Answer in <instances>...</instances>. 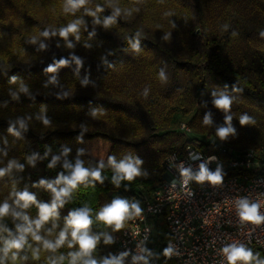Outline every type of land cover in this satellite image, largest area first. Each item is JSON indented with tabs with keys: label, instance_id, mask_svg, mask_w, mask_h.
<instances>
[{
	"label": "trees",
	"instance_id": "obj_1",
	"mask_svg": "<svg viewBox=\"0 0 264 264\" xmlns=\"http://www.w3.org/2000/svg\"><path fill=\"white\" fill-rule=\"evenodd\" d=\"M76 21V33L59 35ZM262 32L264 0H86L77 9L68 0H0V167L13 160L23 165L0 178V203L11 204V193L25 189L50 203L51 192L39 182L69 175L65 162L79 160L89 169L103 164V183L78 184L39 234L54 241L69 212L88 205L89 234L99 236L97 264L114 258L105 239L124 223L114 230L96 213L116 198L150 194L170 155H183L188 145L224 160L221 146L234 153L264 149ZM49 66L56 70L48 72ZM222 95L231 100L227 111L214 104ZM178 115L189 120L176 122ZM242 116L249 123L241 125ZM183 122L195 138L178 131ZM229 125L232 134L216 135ZM212 137L216 143L207 140ZM53 157L59 160L49 168ZM109 157L139 160L140 175L117 187ZM25 211L36 218L35 205ZM3 227H14L11 217L0 225L7 239ZM156 242L159 253L152 251L147 264H173L164 255L165 239ZM28 243L42 247L31 237ZM73 243L69 248L66 240L55 253L42 250L39 260L26 247L19 255L28 259L15 264H47L49 257L78 251ZM251 253L252 264H264L261 252Z\"/></svg>",
	"mask_w": 264,
	"mask_h": 264
},
{
	"label": "built area",
	"instance_id": "obj_2",
	"mask_svg": "<svg viewBox=\"0 0 264 264\" xmlns=\"http://www.w3.org/2000/svg\"><path fill=\"white\" fill-rule=\"evenodd\" d=\"M178 131L188 138L192 133L185 122ZM218 151L228 159L208 156L188 145L183 155L174 153L165 160L164 175L155 190L139 198H123L130 205L138 202L143 212L126 217L124 228L111 237L114 258L123 256L122 264H147L152 251L159 253L156 241L160 238L174 249L168 256L173 264H228L222 250L233 244L264 256V223L242 221L237 208L240 200H247L258 204L264 215V149L234 153L221 146ZM201 164L211 173L219 169L222 182H197L181 175V168H190L195 176ZM64 257L70 264L68 254ZM86 259L97 264L95 249L77 264ZM237 264H252V260Z\"/></svg>",
	"mask_w": 264,
	"mask_h": 264
},
{
	"label": "clouds",
	"instance_id": "obj_3",
	"mask_svg": "<svg viewBox=\"0 0 264 264\" xmlns=\"http://www.w3.org/2000/svg\"><path fill=\"white\" fill-rule=\"evenodd\" d=\"M85 2L86 0H68V5H70L72 9H77L83 6ZM109 23H111L110 20L105 21L106 26ZM78 24L79 21L69 24L66 28L60 30L59 35L67 38L69 34L76 33L78 31ZM42 35L48 36L49 33L45 31ZM261 35L264 36V32H262ZM33 42H35V40H33ZM69 47H71V45H69ZM73 59L76 58L73 57ZM76 62L79 64V60ZM67 63L68 61L66 60H61L59 62L60 65ZM55 70L56 69L51 66L47 69L48 72H54ZM14 80L15 78H13V81ZM214 104L217 108L227 111L230 109L231 100L222 95L214 100ZM228 119L230 120V117ZM44 122L48 123L47 120ZM205 123H208L207 118ZM240 123L241 125L249 123V118L247 116H242L240 118ZM20 124L23 126L22 121H20ZM9 131L11 132L12 129L10 128ZM233 132L234 129L229 125L227 128L218 129L216 135L220 138H226ZM66 154L65 152V155ZM57 160H59V157H53V161L49 164V168H52ZM109 162L115 173L112 182L117 187H119L121 181L132 182L140 175L138 165L141 162L139 160L126 158L117 162L115 157H109ZM64 167L70 170L69 175L64 176L61 174L57 180L52 183L44 180L39 182L40 186L46 187V189L51 192L52 200L50 203L38 202L35 194L30 193L26 189L24 191H14L11 193V204L7 199L0 203V225L3 224L6 217H11L14 222V231L7 227L2 228V231L7 234L8 238L5 239L3 236H0V243L3 245L0 247V264H5V261L9 258L13 261V264H15L18 258L27 260V256L20 257L19 255L26 247L31 250V258L33 260H39L42 250L55 253L58 248L65 244L66 240L69 248L74 247L73 242H75V245H78L79 248L78 251L68 253L70 264H76V260L79 257L90 255L91 251L95 248L99 236H91L89 234V228L93 223V219L91 216L92 208L88 205L73 209L69 212L68 216L65 218V228L59 232L54 241L46 239L39 234L40 230L47 222L58 217L59 209L71 198L72 190L75 189L78 184L85 183L89 178L102 184L105 179V177L101 175L104 167L103 164L95 169H89L85 168L81 161L77 160L75 166L65 162ZM13 168L22 169L23 165L15 160L9 161L6 167H0V178L8 175ZM181 175L189 179H195L197 182L208 181L211 183H219L222 182L223 179L219 169H217L215 173H211L208 171L205 164L200 165V172L195 176H192L190 168H181ZM61 184L64 186L57 187ZM32 205H35L38 210L35 219H32L25 211ZM237 208L238 215L242 221L256 224L264 223V215L259 213L258 204L250 205L247 200H240ZM142 212L143 210L138 202H133L130 205L127 200L116 198L110 205H104L96 213L95 219L104 222L108 226L114 224V230H119L122 227V221L125 220L126 217L131 215L140 216ZM16 221H19V223H16ZM53 227H55V225H53ZM29 237L37 242V244L42 245V247H32V245L28 243ZM110 242L111 238L106 236L105 243ZM222 251L227 258L228 264H237L239 261L248 262L255 259L251 251L246 249L243 245H229ZM173 252L174 249L170 245L164 250V255L171 256ZM64 259L65 257L63 255H60L56 259L49 257L47 258V264H58V261H63ZM122 260L123 256L119 259L110 258L103 260L102 264H122ZM84 264H96V261L93 259H86L84 260Z\"/></svg>",
	"mask_w": 264,
	"mask_h": 264
},
{
	"label": "rangeland",
	"instance_id": "obj_4",
	"mask_svg": "<svg viewBox=\"0 0 264 264\" xmlns=\"http://www.w3.org/2000/svg\"><path fill=\"white\" fill-rule=\"evenodd\" d=\"M188 121L189 120V118L188 117H183L182 115H178L177 117H176V122H180V121ZM190 136H191V138H195L196 137V134L195 133H191L190 134ZM207 140H209L210 142H212V143H216V140H215V138L214 137H212V138H207ZM17 223H19V221H16ZM113 236V235H112ZM111 236V237H112ZM81 261V257H79L77 260H76V264L77 263H79Z\"/></svg>",
	"mask_w": 264,
	"mask_h": 264
}]
</instances>
